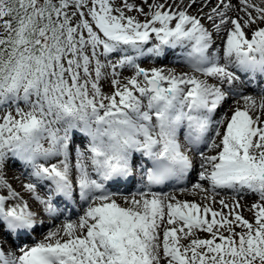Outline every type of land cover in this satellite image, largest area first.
<instances>
[{
	"label": "snow or ice",
	"instance_id": "6c2138e0",
	"mask_svg": "<svg viewBox=\"0 0 264 264\" xmlns=\"http://www.w3.org/2000/svg\"><path fill=\"white\" fill-rule=\"evenodd\" d=\"M0 264H264V0H0Z\"/></svg>",
	"mask_w": 264,
	"mask_h": 264
},
{
	"label": "bare ground",
	"instance_id": "6f19581e",
	"mask_svg": "<svg viewBox=\"0 0 264 264\" xmlns=\"http://www.w3.org/2000/svg\"><path fill=\"white\" fill-rule=\"evenodd\" d=\"M178 71H183L184 69H177ZM180 198L181 199H187V200H200V197H194L193 195H191V194H189V193H185V194H183L182 196H180ZM218 199H219V197H218ZM241 203L242 204H250L251 203V200H242L241 201ZM217 207H218V205H217ZM246 213V212H245Z\"/></svg>",
	"mask_w": 264,
	"mask_h": 264
},
{
	"label": "rangeland",
	"instance_id": "374dc122",
	"mask_svg": "<svg viewBox=\"0 0 264 264\" xmlns=\"http://www.w3.org/2000/svg\"><path fill=\"white\" fill-rule=\"evenodd\" d=\"M141 19H143V18L141 17ZM171 191H172V190H171ZM245 215L247 216V215H249V214L246 212Z\"/></svg>",
	"mask_w": 264,
	"mask_h": 264
}]
</instances>
